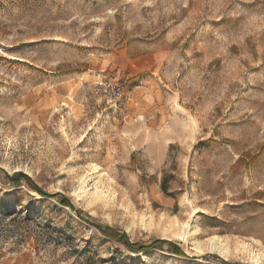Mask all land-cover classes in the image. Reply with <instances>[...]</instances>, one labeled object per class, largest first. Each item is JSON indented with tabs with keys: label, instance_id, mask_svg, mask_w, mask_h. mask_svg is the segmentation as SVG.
I'll return each mask as SVG.
<instances>
[{
	"label": "rangeland",
	"instance_id": "1",
	"mask_svg": "<svg viewBox=\"0 0 264 264\" xmlns=\"http://www.w3.org/2000/svg\"><path fill=\"white\" fill-rule=\"evenodd\" d=\"M0 264H264V0H0Z\"/></svg>",
	"mask_w": 264,
	"mask_h": 264
},
{
	"label": "trees",
	"instance_id": "2",
	"mask_svg": "<svg viewBox=\"0 0 264 264\" xmlns=\"http://www.w3.org/2000/svg\"><path fill=\"white\" fill-rule=\"evenodd\" d=\"M10 178L17 185H21V184H23L25 182L30 188L38 191L40 194L45 195V196L49 195L47 192L42 190L36 184V182L33 180V178L30 175H28L27 173H24L23 171H17L13 175H10ZM62 202L64 204L74 208L73 203L68 198L64 197ZM98 228H100V230L102 231V233L105 236L110 237L111 239H116L119 243L123 244L126 248H128V249H130L132 251H141V250L144 249V246L141 245L138 241H132L130 239V236L126 232L121 233V232L118 231V229H116L114 227H111V226H107L106 228H102V227L98 226ZM157 242L160 245L162 243H168L170 245V249H171L172 252H174L175 254L181 255V256L188 257V255L182 249V247L179 246L177 243L171 241V240L158 239Z\"/></svg>",
	"mask_w": 264,
	"mask_h": 264
},
{
	"label": "built area",
	"instance_id": "3",
	"mask_svg": "<svg viewBox=\"0 0 264 264\" xmlns=\"http://www.w3.org/2000/svg\"><path fill=\"white\" fill-rule=\"evenodd\" d=\"M97 90L101 91L103 95L109 99V101H116L120 99L124 93L123 86L117 82L112 81H100L97 85Z\"/></svg>",
	"mask_w": 264,
	"mask_h": 264
}]
</instances>
